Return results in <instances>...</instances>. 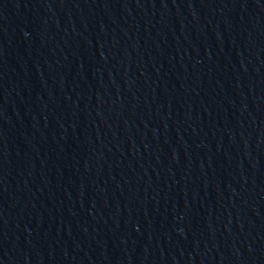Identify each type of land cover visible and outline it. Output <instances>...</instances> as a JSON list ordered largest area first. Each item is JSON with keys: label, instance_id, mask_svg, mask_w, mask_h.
I'll use <instances>...</instances> for the list:
<instances>
[{"label": "water", "instance_id": "95a60500", "mask_svg": "<svg viewBox=\"0 0 264 264\" xmlns=\"http://www.w3.org/2000/svg\"><path fill=\"white\" fill-rule=\"evenodd\" d=\"M180 0H0V264H142Z\"/></svg>", "mask_w": 264, "mask_h": 264}]
</instances>
